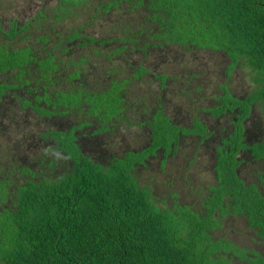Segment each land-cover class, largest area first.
<instances>
[{"label":"trees","instance_id":"16d2710c","mask_svg":"<svg viewBox=\"0 0 264 264\" xmlns=\"http://www.w3.org/2000/svg\"><path fill=\"white\" fill-rule=\"evenodd\" d=\"M90 1L44 0L29 19L24 12L8 18L0 13V125L12 119L13 108L29 110L31 120L49 118L56 125L60 118L68 125L39 135L56 140L48 149L65 163L55 176L40 171L33 180L30 168L0 159V264H264L262 255L234 239L235 228L220 232L230 218L242 216L264 242V0H129V10L143 12L142 19L137 25L119 22L117 34L115 26H90L127 0H102L96 13L84 17ZM25 29L36 35L20 40L32 42L15 46ZM174 46L223 53L229 78L237 67L246 70L249 94L238 98L222 85L218 104L201 110L217 118L236 110L231 127L212 130L199 108L186 114L191 125L185 127L166 113L165 93L179 77L161 72L177 58L163 50ZM134 50L143 60L130 65L124 52L130 59ZM150 55L158 58L148 60ZM121 57L127 75L120 74L124 66L112 65ZM99 62L96 76H86L85 66ZM105 63L110 66L103 68ZM101 73L104 84L96 80ZM144 75L158 83L146 92L139 87ZM130 90L139 95L129 98ZM134 115L146 119L138 122ZM136 125L144 133L141 149L109 154L104 145L112 135ZM185 143L193 149L209 143L213 151L205 156L216 183H204L211 195L196 206L179 205L171 192L167 206L152 177L142 175L159 155L164 172L165 158ZM243 165L252 167L249 174L243 175Z\"/></svg>","mask_w":264,"mask_h":264},{"label":"rangeland","instance_id":"374dc122","mask_svg":"<svg viewBox=\"0 0 264 264\" xmlns=\"http://www.w3.org/2000/svg\"><path fill=\"white\" fill-rule=\"evenodd\" d=\"M101 1L102 0H91V5L84 12V17H89L90 15L96 13L95 6L100 5L99 3H101ZM111 1L112 0H104V2ZM43 2L44 0H31V2H29V0H0L1 6L2 4L4 5V10L0 11V13H3L6 18H8L10 15H20V12H24L26 15L25 19H29L32 17L37 7ZM127 3H129V0L125 2L120 1L115 7L111 6L109 11L103 15L102 19L95 21V24L90 26L92 31H103V27L115 26L116 31L114 33L117 34V30L120 28L117 27V24L119 22L126 23L129 19H131L133 25H137L142 19L143 12L132 13L129 10V5ZM82 18L74 19V22L69 23V26H73L78 21H81ZM4 28H7L6 22ZM35 32V29L34 32L32 30L25 29L19 37L15 38L13 44L19 47L24 46L27 43H31V40L21 41L20 38L26 35H36ZM104 32L106 33V31ZM129 47L132 46L130 45ZM169 53L170 56H177V58L172 62H169L168 60L169 63H164L162 65L161 72L169 74L170 76L179 77L178 82H173L169 85V91L165 93V102L163 104L166 105V113H168L170 118L181 127L191 125L190 119L186 117V114H189V111L192 108H199L200 112H198V115L200 119H202L204 123L208 124L212 130L221 133V129L223 127H231L229 121L233 119L235 114L233 112L236 110L232 111L230 114H226L228 118H217L205 112L206 110H201L211 108L215 103L218 104V100L214 99L223 95V90L220 88L222 85L226 86L235 97L242 98L249 94L252 86L249 85L251 81L249 80V76L246 75V70L237 67L232 72L231 78H229L225 73L227 59L221 52H208L195 49L187 51L181 49V47L174 46L166 47V49L163 50V54L168 55ZM124 56L128 62H131L130 65H132V62H140L143 60V57L137 50H134V53L130 55L131 60L128 57V51L124 52ZM155 58L157 59L158 57L150 55L148 60L156 61ZM125 62L126 61L121 57L120 61L115 60L112 62V65L120 69L121 64V66H124V71L120 74L127 75L130 69ZM99 65H101L100 62L90 66H85V75L87 74L89 78L96 76L93 73L95 68ZM109 66L110 64L105 63L103 68H107ZM103 74L104 73H101L96 79L98 81L97 83H105V76L103 77ZM143 78H145V75ZM136 82L138 83V80ZM157 84L158 83L156 81L147 77L144 82L139 85V87H142L143 91L146 92L149 88H155ZM193 87H200V89L194 92L190 90V88ZM94 88L99 90L102 89L99 85ZM137 95H139L137 90H130L127 93V96L131 99H134ZM150 101L151 99L149 102ZM12 112H15L12 119L6 120L5 126L0 125L4 128L7 127L10 132L9 135H6L0 131V159L7 160V162L10 163L8 166L25 165L30 168L31 171L36 174V177L33 176V180H37V178H39L38 175L40 171L44 177L55 176L60 171H64L66 168L64 167L65 163L61 160L63 158H61L59 154V156L52 155L51 151L48 149V145H56V140H50L48 139L49 137L45 140H40L39 135L44 133L48 134L50 130H65L68 125H66L64 121H58L60 118L57 119L56 125H53V120L49 118L43 119L39 122L37 121V118H33L31 120V118H29L31 112L25 108L23 110H20V108L18 110L13 108ZM134 112L135 111H133V114ZM17 114L26 115L28 117V121H21V117H18ZM144 116L138 115L137 117L134 115L133 118H135L134 120H137L138 122H142L146 119ZM115 126L120 128V122H117ZM121 128H123L122 133H119V135L116 133L114 136L112 135V138L110 139L107 136L109 133L103 135V137L105 136L103 141L109 139L104 145L106 146L108 153L119 154L123 149L140 150L145 141L142 129L137 125L130 130L124 129V126ZM101 137L102 135H100L99 138ZM122 140L124 143H122ZM16 141L20 144L17 147L14 145ZM108 142L110 144H108ZM104 146H100V148L102 150H106ZM208 146L209 143L199 149V152L197 149L194 152L193 146L188 145L187 143L183 146L181 145L175 153L169 154L165 158L167 168L164 172H162L164 169L160 171V161L163 160L160 155L156 158H152L150 160L148 159V167L145 169L142 176L145 179H147L148 176L152 177V184L155 186H153L156 192L155 194L159 195L163 199H167L165 205L170 206L172 202L168 198L169 192L177 194V200H179L178 204L181 206H196L205 194H207L205 198L211 195L208 194L209 189L206 187L203 188V191L205 192H197L198 186H204V183H208V186H212L216 183V178L211 170H209V165L207 164V160L205 158L210 155ZM203 153L207 154V156H202ZM195 155L197 157H195ZM42 157V161L39 162V159ZM49 161L52 163L54 162V165H50L48 163ZM65 162L67 165L70 164L68 160ZM185 169L186 172H184ZM251 170L252 167L249 165L248 167H245V165H243V168L241 167V171L244 173L243 175L249 174ZM184 174L188 176V181H191V184H193L192 181L195 182V188L191 189L186 186L184 187V184L186 183L181 177ZM250 176L246 175L248 178ZM26 178H30L29 174L26 175ZM174 178L175 182L167 186V181L171 182ZM250 179L252 180V177ZM21 180L22 178H18V181H15V183L19 184ZM246 225L247 224L242 216H238V218L235 217V221L230 218V222H228V224L224 226L225 228H223V231L221 230L220 232L225 235L230 234L231 231L226 227L232 226L235 228V231H239L236 236L234 235V239H237V241L241 244V247L246 246L247 248L253 249L264 257V242L258 241V238L251 232V230L248 229Z\"/></svg>","mask_w":264,"mask_h":264},{"label":"flooded vegetation","instance_id":"af4514ba","mask_svg":"<svg viewBox=\"0 0 264 264\" xmlns=\"http://www.w3.org/2000/svg\"><path fill=\"white\" fill-rule=\"evenodd\" d=\"M199 147H200V149L203 148V147H201V146H199ZM196 149H197V151L199 152V149H198V148H196ZM196 149H193V151L195 152ZM209 150H210V154H212V151H213V150H212L211 148H209ZM197 154H198V153H197ZM203 155H205V154L203 153L202 156H203ZM195 157H197V156L195 155ZM195 157H194V158H195ZM194 158H193V159H194ZM205 158H206V157H205ZM206 160H207V164L209 165L208 168H209V170H210V168H211L212 166L209 164L208 157H207ZM184 172H186V169H185ZM181 177L183 178V181L186 183V184H184V187L186 186V187H189V188H191V189L196 187L195 182L192 181L193 184H191V181H188V176H186V174H184V175L181 176ZM200 187H201V189H200ZM203 188H204L203 186H198V190H197V192H198V193L205 192V191H203ZM206 188H207V187H206ZM199 190H200V191H199ZM208 194H209V193H208ZM206 195H207V194H205V195L203 196V198H205Z\"/></svg>","mask_w":264,"mask_h":264},{"label":"clouds","instance_id":"9594fccd","mask_svg":"<svg viewBox=\"0 0 264 264\" xmlns=\"http://www.w3.org/2000/svg\"><path fill=\"white\" fill-rule=\"evenodd\" d=\"M174 182H175V178L171 182L167 181V186L170 185V184H172V183H174Z\"/></svg>","mask_w":264,"mask_h":264}]
</instances>
